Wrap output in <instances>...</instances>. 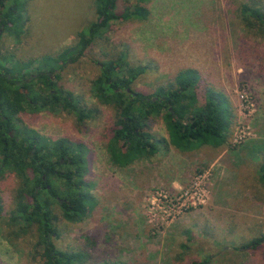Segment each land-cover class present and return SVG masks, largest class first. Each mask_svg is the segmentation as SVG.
Returning <instances> with one entry per match:
<instances>
[{"label":"rangeland","instance_id":"rangeland-1","mask_svg":"<svg viewBox=\"0 0 264 264\" xmlns=\"http://www.w3.org/2000/svg\"><path fill=\"white\" fill-rule=\"evenodd\" d=\"M135 0H119L118 10ZM145 19L115 20L77 60L59 71L58 84L93 117L46 109L23 112L20 122L53 140L81 143L87 158L82 189L96 203L83 220L64 219L52 204L56 249L83 248L87 263L264 264V188L258 164L264 161V0H147ZM20 29H0L1 54L11 61L55 55L76 42L95 20L94 0H18ZM248 17V18H246ZM122 57L142 73L132 88L152 93L175 83L177 72L199 74L197 104L213 88L227 99L231 122L219 147L181 151L168 142L160 116L149 123L163 139L149 158L128 166L113 164L106 149L116 111L94 95L100 64ZM9 64H6V67ZM116 67L114 71H118ZM19 178L0 177V264H44L34 225L13 218ZM88 236L91 242H86Z\"/></svg>","mask_w":264,"mask_h":264},{"label":"trees","instance_id":"trees-1","mask_svg":"<svg viewBox=\"0 0 264 264\" xmlns=\"http://www.w3.org/2000/svg\"><path fill=\"white\" fill-rule=\"evenodd\" d=\"M119 0H94L95 20L76 34V42L55 55H43L33 70L25 63L11 61L10 55L0 51V177L13 172L20 181L16 192L13 218L37 228V245L44 264H89L83 248L56 249V233L52 204L70 222L84 219L96 201L83 191L87 158L81 143L73 145L66 138L53 140L20 122L23 112L37 113L46 109H61L73 113L78 122L93 114L73 99L58 84L59 71L84 54L96 38L104 35L115 20L145 19L147 0H135L118 10ZM18 0H0V29H20L21 12L15 9ZM249 16L264 24V15L248 5ZM248 18V17H246ZM6 64H9L6 67ZM118 67V71H114ZM139 66L129 65L122 57L101 62L100 73L92 82L96 98L113 106L116 121L107 135L106 149L110 161L118 167L136 159L149 158L158 151L157 139L149 130L152 118L160 116L165 125L168 142L181 151H193L202 146L219 147L227 141L231 111L227 99L213 88L204 90V103L197 104L194 87L199 74L187 68L177 72L175 83L158 86L152 93L132 88L142 73ZM258 180L264 188V161L258 164ZM86 242H92L83 236ZM264 237L255 244L257 247ZM93 264V263H92ZM95 264H120L104 259ZM191 264H211V256L194 260Z\"/></svg>","mask_w":264,"mask_h":264}]
</instances>
